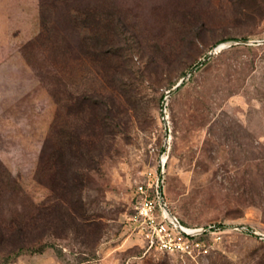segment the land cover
<instances>
[{"label": "rangeland", "instance_id": "rangeland-1", "mask_svg": "<svg viewBox=\"0 0 264 264\" xmlns=\"http://www.w3.org/2000/svg\"><path fill=\"white\" fill-rule=\"evenodd\" d=\"M97 1L118 37L94 62L69 35L62 62L35 39L40 0H0V160L44 200L36 170L62 119L74 151H90L78 171L97 222V239L50 236L11 264H264V0ZM161 170L187 225L257 234L217 230L195 258L146 251L125 220L137 185Z\"/></svg>", "mask_w": 264, "mask_h": 264}, {"label": "trees", "instance_id": "trees-1", "mask_svg": "<svg viewBox=\"0 0 264 264\" xmlns=\"http://www.w3.org/2000/svg\"><path fill=\"white\" fill-rule=\"evenodd\" d=\"M96 2L40 0L41 28L35 39L43 40L54 58L63 62L69 59L71 42L67 38L74 35L77 47L90 51L93 61L97 62L99 42L102 47H110L118 34L113 14L104 12ZM84 95L97 96L90 91ZM58 103L62 115L67 106L65 97L59 98ZM93 114L94 120L99 121V112L95 110ZM60 123L59 134L51 131L47 135L36 170L50 189L44 200L30 199L18 177L0 160V264H11L27 251L42 252L50 245V236L65 237L73 232L84 242L97 239L96 220L83 212V180L78 171L82 167L79 161L90 151H74L67 124L62 119ZM76 173L78 176L72 178ZM181 222L187 225L184 220Z\"/></svg>", "mask_w": 264, "mask_h": 264}, {"label": "built area", "instance_id": "built-area-1", "mask_svg": "<svg viewBox=\"0 0 264 264\" xmlns=\"http://www.w3.org/2000/svg\"><path fill=\"white\" fill-rule=\"evenodd\" d=\"M162 170L159 174L146 173V180L136 187V201L133 210L126 216L125 225L129 235L140 240L146 251L193 257L206 251V237L217 230L215 226H190L183 224L169 208L163 191ZM169 212L177 219L173 220Z\"/></svg>", "mask_w": 264, "mask_h": 264}, {"label": "water", "instance_id": "water-1", "mask_svg": "<svg viewBox=\"0 0 264 264\" xmlns=\"http://www.w3.org/2000/svg\"><path fill=\"white\" fill-rule=\"evenodd\" d=\"M243 42H247V40H242ZM262 41H264V40H262ZM210 57V55L207 57V58H209ZM204 61V60H203ZM203 61L202 62H200V64L199 65H201L202 63H203ZM198 65V66H199ZM198 66H195L190 72H188L181 80H179V82L173 87V88H171L169 91H168V94L167 95H170L172 92H174L193 72H195V70L197 69V67ZM168 213H169V215H170V217L173 219V220H175V221H177V219H176V217L171 213V212H169L168 211ZM216 227V226H215ZM226 227H235V228H241V229H243V230H247V231H249V232H252V233H255V234H257V232L256 231H254V230H252V229H250V228H248V227H246V226H222V227H219V228H226Z\"/></svg>", "mask_w": 264, "mask_h": 264}]
</instances>
